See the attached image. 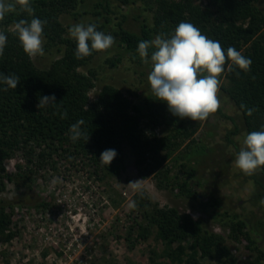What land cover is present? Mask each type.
I'll list each match as a JSON object with an SVG mask.
<instances>
[{"label":"rangeland","instance_id":"rangeland-1","mask_svg":"<svg viewBox=\"0 0 264 264\" xmlns=\"http://www.w3.org/2000/svg\"><path fill=\"white\" fill-rule=\"evenodd\" d=\"M131 1L132 5H127L122 0H112L114 14L107 15L95 8L103 0H79L74 12L60 16L65 36L70 38L68 30L75 23H105V18L111 21L108 30L113 36L119 22L128 31L139 33L144 22L154 23L156 0ZM190 1L203 10L212 9L211 0ZM257 7L264 15V0H258ZM97 12L103 16L96 15ZM44 53L32 59L41 70L49 69L60 59L65 48L49 46L45 40ZM116 61L117 66H112ZM151 67V62L146 64L127 53L115 37L112 48L99 53L79 72L86 75L92 72L96 76V87L89 93L90 103L97 100L103 87L111 85L135 105L143 107L142 127L151 141L170 139L180 144L172 157L164 161V151L152 152L139 162L134 150L125 145L121 169L98 174L87 160L72 153L48 155L41 166L28 167L22 153L6 161L4 167L13 181L0 193V200L15 204L9 210L13 215L12 237L9 242L0 241V264H173L165 257L166 244L156 239L155 230L147 240L139 237L140 225L146 223L134 209L133 198L138 194L127 186L138 179H142L150 202L190 215L225 238L238 264L257 262L260 255L248 250L245 238L239 243L229 238L231 231L226 216H236L249 228L264 221V203L257 198V186L232 163L247 132L236 103L223 90L229 87V81L225 77L221 79V114L216 112L203 122L180 119L152 94L147 79ZM152 115L156 116L158 125L150 121ZM199 143L207 148L206 155L183 161L181 158ZM18 164L23 170H17ZM182 164L186 167L181 168ZM191 169L201 181L198 202L181 196L173 188L177 180L187 178L185 172ZM17 173L29 176L30 181L15 179ZM253 237L264 252V230ZM181 247L185 244L173 246L176 251ZM204 263L215 264L209 260Z\"/></svg>","mask_w":264,"mask_h":264},{"label":"trees","instance_id":"trees-1","mask_svg":"<svg viewBox=\"0 0 264 264\" xmlns=\"http://www.w3.org/2000/svg\"><path fill=\"white\" fill-rule=\"evenodd\" d=\"M111 1L103 0L95 8L107 15L114 14ZM257 1L211 0L212 9L203 10L190 0H156L152 25L144 22L140 32L133 33L125 29L123 22H119L115 25L114 36L127 53L140 58L137 51L140 41L152 40L161 34L170 36L180 22H188L196 25L208 38L218 40L225 52L229 46L235 47L251 59V70L244 72L234 68L232 72L225 71L220 80L225 77L229 81V87L223 90L241 112L246 132L260 131L264 126V15L257 7ZM122 2L127 5L133 3L131 0ZM78 5L79 0H31L35 17L47 21L43 35L48 45L65 48L64 55L45 70L34 65L11 30L14 22L19 19L31 20L32 17L26 13H11L0 23V31L7 36L4 54L0 57V73L15 74L20 78L16 89L8 88L5 91L6 86L0 84V193L6 190L8 182L13 181L12 175L6 172L5 162L19 153H22L28 167L33 164L41 166L48 155L54 153H72L87 160L98 174L115 173L121 169L125 145L134 150L139 162L144 161L148 154L159 151L165 152L162 159L168 161L180 146L170 139L151 141L142 127L145 117L143 107L135 105L114 86L103 87L97 100L90 103L89 93L96 87V76L92 72L86 75L79 70L87 67L101 52L94 51L88 57L77 59L76 43L65 36L66 30L60 21L61 15L74 12ZM96 15L103 16L100 12ZM105 20V23H95L97 30L111 34L108 30L111 21L108 18ZM153 50L149 49V62ZM118 61L111 65L117 66ZM51 95L55 96L56 103L38 109L39 99ZM249 109L253 110L251 115L248 114ZM65 110L67 117L61 119ZM217 112L221 114L220 110ZM81 119L84 121L81 130L85 136L73 142L70 139V126ZM150 121L158 125L156 116L152 115ZM86 137H89L88 141ZM228 140L233 144L230 137ZM195 148L198 150L194 152ZM108 149L115 150L117 155L111 164L105 165L100 162V156ZM193 149L181 159L192 161L208 152L200 143ZM194 153L198 156H194ZM185 167V164L181 165V168ZM16 168L23 170L21 164ZM185 173L187 178L177 180L174 190L188 199L201 201L198 196L201 181L197 180L195 170H186ZM17 177L30 181L29 176H21L20 173L14 176L15 179ZM245 177L255 183L257 198L264 201V171ZM133 199L134 209L146 223L145 226L140 225L139 237L147 240L155 230L156 239L166 244L165 257L173 264H205V260L215 264H238L225 238L211 232L201 221L174 208H160L150 202L145 192L143 197L136 195ZM14 204L10 200H0V241L9 242L12 237L13 215L9 210ZM226 217L231 231L229 238L237 243L245 238L248 250L260 255L255 264H264V252L258 248V242L253 237V234L264 230V221L249 228L236 216ZM175 244H185V247L176 251L173 248Z\"/></svg>","mask_w":264,"mask_h":264},{"label":"clouds","instance_id":"clouds-1","mask_svg":"<svg viewBox=\"0 0 264 264\" xmlns=\"http://www.w3.org/2000/svg\"><path fill=\"white\" fill-rule=\"evenodd\" d=\"M11 13H26L32 17L31 20L19 19L14 22L11 30L18 37L29 59L43 56V33L47 21L35 17L31 0H0V22ZM68 33L76 43L77 59L88 57L94 51H107L115 44V37L97 30L95 23H75ZM6 44L7 36L4 31H0V57L4 54ZM150 48L154 50L150 54L152 67L147 79L152 94L158 101L166 103L169 112L180 119L200 122L207 120L221 107L220 77L225 71L232 72L234 68L244 72L251 70V59L232 46L225 52L218 40L208 38L196 25L188 22H180L170 36L161 34L152 40L140 41L137 51L146 64L149 63ZM236 74L239 75L238 72ZM19 83L20 78L15 74L0 73V84L6 86L5 91L8 88L16 89ZM55 103L54 95L43 96L39 99L37 108ZM252 111L249 109L248 114L251 115ZM66 117L65 110L61 119ZM83 124L81 119L70 126V139L73 142L85 136L81 130ZM86 138L88 141L89 137ZM116 155L113 149L105 150L101 153L100 162L109 165ZM232 163L245 176L250 177L264 171V126L262 130L252 131L244 136L242 146ZM127 186L143 197L142 179L130 181Z\"/></svg>","mask_w":264,"mask_h":264}]
</instances>
